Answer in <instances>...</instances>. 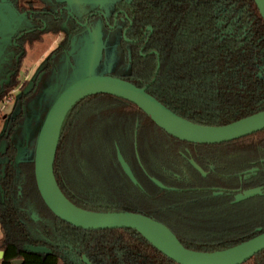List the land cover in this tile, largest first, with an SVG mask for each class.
Instances as JSON below:
<instances>
[{
	"label": "trees",
	"instance_id": "16d2710c",
	"mask_svg": "<svg viewBox=\"0 0 264 264\" xmlns=\"http://www.w3.org/2000/svg\"><path fill=\"white\" fill-rule=\"evenodd\" d=\"M126 9L133 29L151 27L154 53H115L107 74L147 86L171 111L202 125L264 110V21L254 0H130ZM53 99L29 119L28 151ZM16 153L13 139L0 151V264H84L82 255L91 264H178L134 229L86 230L56 217L37 190L33 157L16 160ZM53 173L77 207L147 215L192 250H222L264 231V129L190 143L135 104L94 94L67 114ZM242 264H264V249Z\"/></svg>",
	"mask_w": 264,
	"mask_h": 264
},
{
	"label": "water",
	"instance_id": "95a60500",
	"mask_svg": "<svg viewBox=\"0 0 264 264\" xmlns=\"http://www.w3.org/2000/svg\"><path fill=\"white\" fill-rule=\"evenodd\" d=\"M264 21V0H254ZM153 81V79H152ZM139 87L117 76L92 75L71 81L51 103L37 134L33 151L37 190L48 209L59 219L82 229L130 228L178 264H242L264 249V231L228 248L205 252L184 247L163 223L135 212H95L77 207L61 192L53 173L56 148L63 122L72 106L87 96L109 94L135 104L167 134L196 144H214L237 139L264 129V110L224 125L191 122L163 105ZM3 252L0 251V259ZM83 261L90 264L83 256ZM13 260L12 264H20Z\"/></svg>",
	"mask_w": 264,
	"mask_h": 264
},
{
	"label": "flooded vegetation",
	"instance_id": "af4514ba",
	"mask_svg": "<svg viewBox=\"0 0 264 264\" xmlns=\"http://www.w3.org/2000/svg\"><path fill=\"white\" fill-rule=\"evenodd\" d=\"M129 1L0 0V103L3 104L14 90L16 92L12 106L2 114L1 139H6V142L13 139L15 142L20 137L26 120V108L32 104L33 113L42 111L70 83L71 65L75 61L76 51L81 49L78 48L79 45L85 47L91 37L98 44L101 43L99 40L102 32L107 31V39L109 36L106 47L102 48L100 65L109 53L114 55L135 51L142 57L154 53L147 45L151 27L146 25L141 32L133 29V21L126 9ZM52 29L57 32L53 34ZM45 35L57 37L56 45L31 73L28 67L23 66V61L29 51L43 41ZM61 78L68 82L61 86ZM11 82L16 85L7 90V85ZM56 90L60 91L56 94ZM40 98L43 99L40 101ZM83 256L86 258L82 255L81 260L86 264Z\"/></svg>",
	"mask_w": 264,
	"mask_h": 264
},
{
	"label": "rangeland",
	"instance_id": "374dc122",
	"mask_svg": "<svg viewBox=\"0 0 264 264\" xmlns=\"http://www.w3.org/2000/svg\"><path fill=\"white\" fill-rule=\"evenodd\" d=\"M110 1L111 0H108V2ZM56 38L57 37L52 35H45L43 41L36 44L29 51L27 57L23 61V66L28 67L32 73L33 70L36 68V66L40 64L41 60H43V58L47 55V53L56 45L57 42ZM78 48L81 49L77 50L74 56L75 61L74 63L72 62L73 64L71 65L73 66V68L70 74L71 77L69 82H71V80L74 81L75 79L83 77L87 74L101 75L110 70L114 58L112 53L108 54L105 60L102 61L101 65L99 64L102 56L103 44L99 42L97 44L92 39H88L87 43L85 44V47H81L79 45ZM61 81H63L61 84L59 83L61 86L68 82L66 81L65 78L64 80L63 78H61ZM14 92L11 95H8V97L6 98L3 104L0 103V137L3 127L2 114L6 113L12 106L14 100ZM41 99L43 98H40L39 100L41 101ZM33 111H34L33 105L30 104L28 108H26V120L23 123V128L20 137L17 138L14 142L17 148V153L15 157L16 160H29L33 157V152L27 150L26 144L24 142V136L26 135L27 125L29 123V119L31 115L33 114ZM6 143H7L6 139L0 140V151L5 149Z\"/></svg>",
	"mask_w": 264,
	"mask_h": 264
},
{
	"label": "crops",
	"instance_id": "0c3cea01",
	"mask_svg": "<svg viewBox=\"0 0 264 264\" xmlns=\"http://www.w3.org/2000/svg\"><path fill=\"white\" fill-rule=\"evenodd\" d=\"M0 236H1V231H0Z\"/></svg>",
	"mask_w": 264,
	"mask_h": 264
}]
</instances>
